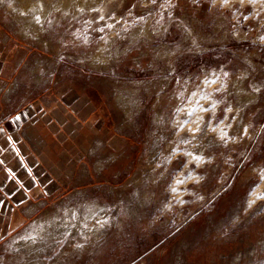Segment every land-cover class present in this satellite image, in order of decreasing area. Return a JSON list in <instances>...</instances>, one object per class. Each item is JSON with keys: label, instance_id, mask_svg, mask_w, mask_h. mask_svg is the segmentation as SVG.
Instances as JSON below:
<instances>
[{"label": "rangeland", "instance_id": "rangeland-1", "mask_svg": "<svg viewBox=\"0 0 264 264\" xmlns=\"http://www.w3.org/2000/svg\"><path fill=\"white\" fill-rule=\"evenodd\" d=\"M23 1L0 2L22 57L0 78L8 111L97 87L126 139L2 237L0 264H264V6Z\"/></svg>", "mask_w": 264, "mask_h": 264}, {"label": "crops", "instance_id": "crops-1", "mask_svg": "<svg viewBox=\"0 0 264 264\" xmlns=\"http://www.w3.org/2000/svg\"><path fill=\"white\" fill-rule=\"evenodd\" d=\"M17 54L16 42L0 26V78L10 61L12 69L20 64ZM49 101L32 100L8 111V99L0 98V239L21 228L42 200L70 187L74 172L88 173V156L98 157L92 167L99 171L104 148L112 153L126 139L116 131L106 95L97 87L65 85ZM23 131L39 134L47 150L34 152Z\"/></svg>", "mask_w": 264, "mask_h": 264}, {"label": "snow or ice", "instance_id": "snow-or-ice-1", "mask_svg": "<svg viewBox=\"0 0 264 264\" xmlns=\"http://www.w3.org/2000/svg\"><path fill=\"white\" fill-rule=\"evenodd\" d=\"M0 2H3V0H0ZM152 2L155 3L156 0H152ZM213 2H215V0H213ZM230 2H231V0H220L221 6L227 5V4H229ZM244 2H245V0H240V3H241V4H243ZM247 2H248L249 4H251V5H255V4L259 3V4H261L262 6H264V0H247ZM80 11H83V9H81ZM95 11H99V10H98V9H95ZM247 18H248V17H245V19H247ZM100 19L103 20L104 17L101 16ZM36 20H37V22L39 23V17H36ZM108 27H112V25H108ZM100 30L103 31V29H100ZM262 39H264V37H262ZM225 75H227V74H225ZM194 95H195V94H194ZM213 107H215V105H213ZM205 111H207V109H205ZM17 119H19V117H17ZM185 123H186V122H185ZM181 127H183V125H181ZM189 131H191V129H190ZM196 131H199V128H197ZM245 131H246V130H245ZM225 136H227V133L224 132L223 130H221V138H224ZM186 155L192 156V153H186ZM193 159L199 161V160L202 159V157L193 156ZM260 175H261V179H264V169L261 170ZM183 182H184L183 179H178V180L176 181L177 184H181V183H183ZM172 191L175 192V191H177V189H176V188H172ZM257 198H260V197H257ZM251 203H252V202L250 201V204H251Z\"/></svg>", "mask_w": 264, "mask_h": 264}, {"label": "bare ground", "instance_id": "bare-ground-1", "mask_svg": "<svg viewBox=\"0 0 264 264\" xmlns=\"http://www.w3.org/2000/svg\"><path fill=\"white\" fill-rule=\"evenodd\" d=\"M62 1V0H61ZM74 1V0H73ZM77 1V0H76ZM42 2V1H41ZM68 2H70V0L68 1ZM67 2V3H68ZM79 2L81 3V4H87V3H91V1L90 0H79ZM44 3V2H43ZM42 3V4H43ZM41 3H39V1L38 2H33V1H31V0H24L23 2H22V6L23 7H26V6H30V5H32V6H36V7H38V8H40L42 11L43 10H45V9H49V7H50V4L48 5L49 7H47V6H44V4L42 5ZM27 8V7H26ZM37 9V8H36ZM38 11H39V9H38ZM45 11H47V10H45ZM40 12V11H39ZM42 13V12H41ZM43 14V13H42ZM96 52V51H95ZM101 54V53H100ZM99 55V54H98ZM96 56V55H95ZM100 165V164H99ZM97 167V166H96Z\"/></svg>", "mask_w": 264, "mask_h": 264}]
</instances>
